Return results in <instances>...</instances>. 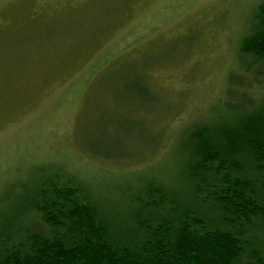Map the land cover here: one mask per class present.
I'll return each mask as SVG.
<instances>
[{"label":"rangeland","instance_id":"1","mask_svg":"<svg viewBox=\"0 0 264 264\" xmlns=\"http://www.w3.org/2000/svg\"><path fill=\"white\" fill-rule=\"evenodd\" d=\"M262 1L0 0V197L48 161L101 192L171 167L182 132L222 108Z\"/></svg>","mask_w":264,"mask_h":264},{"label":"trees","instance_id":"2","mask_svg":"<svg viewBox=\"0 0 264 264\" xmlns=\"http://www.w3.org/2000/svg\"><path fill=\"white\" fill-rule=\"evenodd\" d=\"M239 54L222 108L182 132L171 167L101 192L48 161L12 184L0 197V264H264V0ZM165 131L147 133V162Z\"/></svg>","mask_w":264,"mask_h":264}]
</instances>
